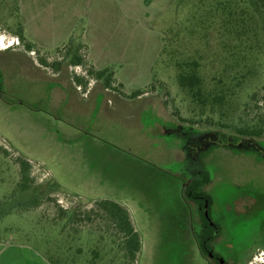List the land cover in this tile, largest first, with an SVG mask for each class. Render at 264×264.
Listing matches in <instances>:
<instances>
[{
  "label": "rangeland",
  "instance_id": "1",
  "mask_svg": "<svg viewBox=\"0 0 264 264\" xmlns=\"http://www.w3.org/2000/svg\"><path fill=\"white\" fill-rule=\"evenodd\" d=\"M202 4L177 13L176 0H3L0 240L40 254L70 245L75 264H264L263 25L249 42L213 28L192 35L190 7ZM65 46L87 66H69ZM41 59L65 62L55 70ZM188 59L201 63L207 89L230 90L224 110L201 114L179 88L176 64ZM90 66L112 70L114 89ZM247 127L262 136L241 138ZM21 157L32 167L26 191ZM101 199L129 212L136 263L97 217Z\"/></svg>",
  "mask_w": 264,
  "mask_h": 264
},
{
  "label": "trees",
  "instance_id": "2",
  "mask_svg": "<svg viewBox=\"0 0 264 264\" xmlns=\"http://www.w3.org/2000/svg\"><path fill=\"white\" fill-rule=\"evenodd\" d=\"M178 4L177 13L179 9L184 5L189 4L191 1H203L202 5L196 7H190L189 14V32L193 35L200 31H207L205 34H209L213 28L217 31L219 38H231L240 41L249 42L251 38L256 36L258 25L262 26L264 30V0H176ZM204 1H209L205 3ZM3 0H0V8ZM178 16V15H177ZM205 37V34L202 33ZM14 35L20 41V43L26 48L27 51L33 52L37 48L36 44L27 39L24 27L18 24L17 31ZM70 47H73L72 41L69 42ZM67 46H65L66 48ZM66 48L64 50L65 58L68 60L69 66H87V60L80 55V49L76 46L75 49ZM61 52V49L57 50ZM243 54V56H245ZM236 65L240 63L237 61ZM65 61H55L52 64L45 59H41V64L45 67H51L55 70H61ZM245 62V61H244ZM246 64V63H245ZM67 65V64H66ZM247 65V64H246ZM178 76L177 83L179 88L186 93L190 98L191 103L195 105L201 114L209 110L211 113L214 111L224 110L227 104V94L229 89H226L224 83H220V89H207L204 84V79L200 74L201 63L196 59H188L185 61L177 62L176 64ZM90 77L96 80L104 81V88L106 90L114 89V74L113 71L105 69H96L92 66L87 69ZM246 78L245 74L241 75V78ZM76 82L80 86L86 87L87 81L84 78L76 77ZM134 96L141 95L139 92H135ZM202 118V117H200ZM262 129H238L239 136L242 138H256L262 136ZM0 151L3 154H7L6 149L0 147ZM264 157V156H263ZM17 164L20 167L21 181L19 187L21 191H26L30 188V184L33 183L31 177V164L24 157L17 158ZM195 186V185H194ZM197 188V187H196ZM195 190V187L192 188ZM98 212L97 217L101 216L106 220L108 226L113 230V235L119 239L125 262L136 263L138 255L141 251L142 244L141 238L138 232L135 230L129 212L121 206L119 203L109 200L101 199L96 202ZM204 214V212H203ZM205 222V218H203ZM203 222V223H204ZM207 222V221H206ZM208 223V222H207ZM203 227V231H207L206 224ZM209 224V223H208ZM210 226V225H209ZM212 236L211 238H213ZM207 238V237H206ZM209 237V239H211ZM207 240V239H206ZM0 243L7 244L5 241L0 240ZM62 244V243H61ZM59 243L54 246H47V250L42 252L44 257L50 264H75L72 259L70 261V245H67L66 250L63 248L65 245ZM52 250L54 252H52Z\"/></svg>",
  "mask_w": 264,
  "mask_h": 264
},
{
  "label": "crops",
  "instance_id": "3",
  "mask_svg": "<svg viewBox=\"0 0 264 264\" xmlns=\"http://www.w3.org/2000/svg\"><path fill=\"white\" fill-rule=\"evenodd\" d=\"M0 264H48V261L28 245L0 243Z\"/></svg>",
  "mask_w": 264,
  "mask_h": 264
},
{
  "label": "built area",
  "instance_id": "4",
  "mask_svg": "<svg viewBox=\"0 0 264 264\" xmlns=\"http://www.w3.org/2000/svg\"><path fill=\"white\" fill-rule=\"evenodd\" d=\"M15 44V41L14 40H11L10 42H8L7 44V47L10 48V47H13ZM1 45V44H0Z\"/></svg>",
  "mask_w": 264,
  "mask_h": 264
},
{
  "label": "flooded vegetation",
  "instance_id": "5",
  "mask_svg": "<svg viewBox=\"0 0 264 264\" xmlns=\"http://www.w3.org/2000/svg\"><path fill=\"white\" fill-rule=\"evenodd\" d=\"M209 224H210V223H209ZM217 261H218L219 264H224V261L221 260V259H219V260H217Z\"/></svg>",
  "mask_w": 264,
  "mask_h": 264
}]
</instances>
